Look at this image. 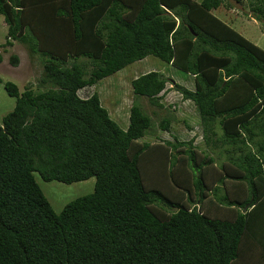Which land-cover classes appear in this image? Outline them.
<instances>
[{"label": "trees", "instance_id": "1", "mask_svg": "<svg viewBox=\"0 0 264 264\" xmlns=\"http://www.w3.org/2000/svg\"><path fill=\"white\" fill-rule=\"evenodd\" d=\"M222 2L0 0L3 44L42 65L22 89L0 77L14 97L0 121V264H264V48L211 12ZM248 4L264 19V0ZM146 55L192 88L149 69L132 93L162 106L169 81L195 106L203 148L174 134L138 141L152 124L139 104L121 128L96 91L78 95ZM34 172L94 176L93 188L54 211Z\"/></svg>", "mask_w": 264, "mask_h": 264}, {"label": "rangeland", "instance_id": "2", "mask_svg": "<svg viewBox=\"0 0 264 264\" xmlns=\"http://www.w3.org/2000/svg\"><path fill=\"white\" fill-rule=\"evenodd\" d=\"M248 1L223 0L221 5L211 9V12L264 48V19L258 20L252 16ZM228 3L229 5H227ZM178 12L181 15L184 14V12ZM5 33L6 25L2 14H0L1 79L13 81L18 89H22L23 85L27 83L34 85L42 70L39 53L29 52L28 47L17 40L11 39V44H3ZM223 43L219 42L218 44L223 45ZM11 53L18 56L16 65L9 62ZM149 69L159 70L162 74L170 76L172 80L192 88L193 82L189 74L156 56L146 55L98 79L93 84L79 88L77 93L80 96H87L96 91L101 105L106 108L109 116L121 128H125L127 125L128 108L131 101L139 104L142 110L150 115L152 124L148 132L137 138L138 141L150 142L156 141L158 138H172L171 135L174 134L180 139L192 137L193 143L203 148L201 128L195 106L189 99L182 98L177 90L170 87L169 81L165 84L168 88L162 93V106L150 104L143 95L132 93L130 79ZM13 104L14 97L6 93L0 81V121L1 116L9 111ZM163 115L171 116L168 131L159 129L157 125L158 118ZM34 177L54 211H58L65 202L75 196L90 192L94 183V176L69 183L56 179L43 180L37 172H34ZM235 264H243V260H237Z\"/></svg>", "mask_w": 264, "mask_h": 264}]
</instances>
